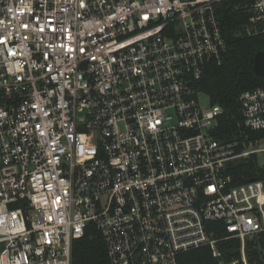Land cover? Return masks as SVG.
Masks as SVG:
<instances>
[{
    "label": "built area",
    "instance_id": "built-area-1",
    "mask_svg": "<svg viewBox=\"0 0 264 264\" xmlns=\"http://www.w3.org/2000/svg\"><path fill=\"white\" fill-rule=\"evenodd\" d=\"M222 1L0 0V264H72L91 226L110 264L222 259L232 239L248 264L264 182L232 187L228 167L264 170V137L219 142L223 109L199 91L223 62ZM247 4V34L264 36V0ZM238 104L264 134V87Z\"/></svg>",
    "mask_w": 264,
    "mask_h": 264
},
{
    "label": "trees",
    "instance_id": "trees-1",
    "mask_svg": "<svg viewBox=\"0 0 264 264\" xmlns=\"http://www.w3.org/2000/svg\"><path fill=\"white\" fill-rule=\"evenodd\" d=\"M251 0H223L217 6V16L226 38V50L220 66L211 67L199 91L206 94L212 105H219L223 114L217 118L213 136L222 144L240 142L237 151L242 150L246 139L264 137L263 133L245 128L238 104L239 96L247 91L264 87V77L254 73V60L258 52H264V36H249L248 4ZM231 186H238L257 179L264 182V170L259 167L256 156L240 159L229 164ZM216 236H223L220 223H209ZM222 259L214 258L209 247L190 250L180 255L179 264H243L241 242L236 239L219 244ZM245 255L248 264H264V234L246 242ZM72 264H110L107 246L99 231L91 226L87 234L74 242Z\"/></svg>",
    "mask_w": 264,
    "mask_h": 264
},
{
    "label": "water",
    "instance_id": "water-1",
    "mask_svg": "<svg viewBox=\"0 0 264 264\" xmlns=\"http://www.w3.org/2000/svg\"><path fill=\"white\" fill-rule=\"evenodd\" d=\"M254 73L259 77H264V52H258L254 60ZM252 181H255L254 179Z\"/></svg>",
    "mask_w": 264,
    "mask_h": 264
},
{
    "label": "rangeland",
    "instance_id": "rangeland-1",
    "mask_svg": "<svg viewBox=\"0 0 264 264\" xmlns=\"http://www.w3.org/2000/svg\"><path fill=\"white\" fill-rule=\"evenodd\" d=\"M200 101H201V104L205 107L210 108L212 105L209 97L206 94H203L200 96Z\"/></svg>",
    "mask_w": 264,
    "mask_h": 264
},
{
    "label": "snow or ice",
    "instance_id": "snow-or-ice-1",
    "mask_svg": "<svg viewBox=\"0 0 264 264\" xmlns=\"http://www.w3.org/2000/svg\"><path fill=\"white\" fill-rule=\"evenodd\" d=\"M0 42H2V41H0Z\"/></svg>",
    "mask_w": 264,
    "mask_h": 264
}]
</instances>
